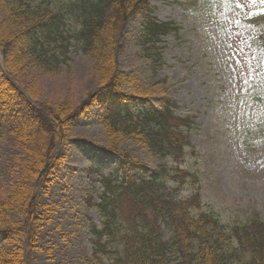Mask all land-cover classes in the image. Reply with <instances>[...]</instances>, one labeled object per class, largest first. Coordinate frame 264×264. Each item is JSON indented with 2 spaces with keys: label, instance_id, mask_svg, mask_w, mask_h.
<instances>
[{
  "label": "trees",
  "instance_id": "trees-1",
  "mask_svg": "<svg viewBox=\"0 0 264 264\" xmlns=\"http://www.w3.org/2000/svg\"><path fill=\"white\" fill-rule=\"evenodd\" d=\"M146 5L147 0H0V138L8 135L19 150L9 168L12 179L0 189V264H28L42 229L39 212L49 211L37 191L63 163L59 148L71 141L77 117L92 115L93 108L106 143L103 149L115 155L117 163L113 172L99 173L98 201L87 204L100 218L99 228L90 223L87 264H101L102 257L110 264H264V221L256 216L247 223L250 227L224 226L201 209L196 193L177 199L165 192L163 175L172 172L183 184L193 181V173L169 171L166 162L149 173L130 150L139 146L159 161L181 162L194 128L192 118L175 113L178 107L167 97L156 102V109L147 107L157 93L166 92L161 86L157 92L160 80L141 83L133 73L119 70L124 31L138 13L144 18L142 50H151L173 31L170 23L151 18ZM250 34L240 54L250 61L246 67L264 78L261 36ZM71 47L91 61L95 88L78 104L39 101L38 89L31 85L37 77L27 73L59 75ZM238 78L240 87L263 93L264 85L256 87L257 81L243 75ZM12 215L21 220H12Z\"/></svg>",
  "mask_w": 264,
  "mask_h": 264
},
{
  "label": "rangeland",
  "instance_id": "rangeland-1",
  "mask_svg": "<svg viewBox=\"0 0 264 264\" xmlns=\"http://www.w3.org/2000/svg\"><path fill=\"white\" fill-rule=\"evenodd\" d=\"M52 1L56 4L57 0ZM259 1L148 0L149 16L159 22L172 21L178 31L144 51L139 41L144 19L138 15L126 28V44L118 56L122 72L138 75L141 82L160 80L157 92L159 86L167 88L164 96L177 104L178 111L193 117L190 147L183 158L194 179H187L181 187L170 176L165 192L177 199L196 193L201 209L229 227H250L247 223L256 216L264 221V93L256 95L250 88L235 85L240 81L239 75L250 78L247 59L240 54L241 49L248 47L245 29L237 25L240 19L249 18L248 12L264 7ZM261 26L264 31V24ZM149 54L155 58L152 65ZM240 61L242 65L238 67ZM226 64L225 71H220ZM61 67L59 75L27 73L28 77H37L38 81L31 85L37 87L41 102L66 99L78 104L96 85L91 61L71 47ZM160 99L157 93L155 100ZM90 111L92 115L76 120L71 141L59 148L63 163L37 192L40 203L47 205L49 211L43 208L39 212L43 214L42 229L37 234L36 248L29 253L28 264H87L85 259L90 258V223L99 228L100 218L87 204L98 201L99 173H111L117 162L114 155L103 150L106 143L95 119L97 111ZM130 150L148 170L159 167V161L139 146ZM18 152L8 135L3 134L0 189L12 179L9 168ZM163 162L168 170L176 165L169 159ZM12 220L21 219L12 215ZM110 263L102 257L101 264Z\"/></svg>",
  "mask_w": 264,
  "mask_h": 264
},
{
  "label": "snow or ice",
  "instance_id": "snow-or-ice-1",
  "mask_svg": "<svg viewBox=\"0 0 264 264\" xmlns=\"http://www.w3.org/2000/svg\"><path fill=\"white\" fill-rule=\"evenodd\" d=\"M249 2L251 3V4H255L256 3V0H249ZM260 2L261 3H264V0H260ZM239 7H243V5L242 4H239L238 5ZM257 13H254V12H248V16L249 17H251L252 15H256Z\"/></svg>",
  "mask_w": 264,
  "mask_h": 264
}]
</instances>
